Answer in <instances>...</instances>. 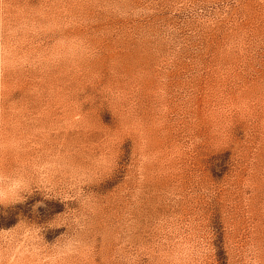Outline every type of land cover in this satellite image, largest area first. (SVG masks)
<instances>
[{
  "label": "rangeland",
  "instance_id": "374dc122",
  "mask_svg": "<svg viewBox=\"0 0 264 264\" xmlns=\"http://www.w3.org/2000/svg\"><path fill=\"white\" fill-rule=\"evenodd\" d=\"M18 165L0 264H264V0H0Z\"/></svg>",
  "mask_w": 264,
  "mask_h": 264
},
{
  "label": "clouds",
  "instance_id": "9594fccd",
  "mask_svg": "<svg viewBox=\"0 0 264 264\" xmlns=\"http://www.w3.org/2000/svg\"><path fill=\"white\" fill-rule=\"evenodd\" d=\"M37 192L44 199L52 198L47 185L38 177L36 169L19 165L7 169L0 168V207L7 209L24 204ZM41 206L43 202L38 201L33 205V211Z\"/></svg>",
  "mask_w": 264,
  "mask_h": 264
}]
</instances>
